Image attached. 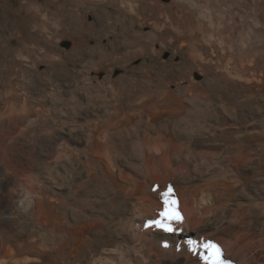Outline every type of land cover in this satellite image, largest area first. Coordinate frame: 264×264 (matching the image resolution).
I'll use <instances>...</instances> for the list:
<instances>
[{
    "label": "rangeland",
    "instance_id": "374dc122",
    "mask_svg": "<svg viewBox=\"0 0 264 264\" xmlns=\"http://www.w3.org/2000/svg\"><path fill=\"white\" fill-rule=\"evenodd\" d=\"M263 2L0 0V69L3 72L0 71V75L8 77L13 73L14 64L21 66L17 81H21L25 85L24 91L33 97H46L39 107L47 112L52 127L60 129L62 126H70L84 130L85 139L76 147L84 159L96 157L111 163L114 159L118 161V154L122 152L125 155L122 153L121 156H131L137 152L147 158V165L143 164L145 168L138 163L122 166L123 173L135 189L133 195L151 198V201L158 198L153 207L140 204L134 212L139 217H146V229L157 227L147 220L164 219L159 215L165 207L159 195L170 193V188L171 192L175 191V195L168 200L177 202L174 207L182 216L179 221L185 225L193 223L201 230L203 222L195 208L203 206L205 195H209L214 203L215 207L210 210L212 216H216L219 208L237 207L238 202L246 209L253 204L264 207V123L256 116L258 112L264 111V101L257 82L242 87L240 83L225 77L214 63L196 65L187 47L181 46V40H188L183 37V33L195 31L200 26H204L206 32L219 27L218 31L224 33L229 14L258 15ZM236 34L235 42L241 44V31H236ZM262 65V62L255 63L257 68ZM121 95L132 98L142 96L140 115L144 120L152 121V126L139 129L129 108L118 109ZM220 110H225L234 118L233 124L231 121L225 123L218 120ZM90 111L95 112V115L82 119ZM172 121L181 130L187 129L190 123L206 121L208 130L215 128L217 133L230 139L222 167L216 174L205 176L204 182L194 186L189 187L184 182L195 176L199 162L215 155L218 148L202 145L198 147L195 159L180 155L176 160H171L163 142L170 138L175 147L178 146L172 136ZM123 125L130 127L133 132L131 136L124 137L118 133V128ZM235 125L252 133V140L250 138L248 142L247 135L232 136ZM48 137L49 133L44 132L42 141L47 143ZM25 141L21 128L11 127L4 135L0 151L34 196L41 192L46 196L45 207L38 209L40 220L45 221L47 211L55 231L69 242L74 241L81 232L91 229L93 222L89 221L94 220L100 225L92 210L99 206L109 210L108 203L103 202L97 206L94 202H85L71 194L66 198L36 186L32 162L34 152ZM27 162H32V167H27ZM97 179L79 182L82 192L85 188H93ZM250 189L253 193H261L256 203L248 201L244 196ZM67 211L77 215L85 212L86 217L74 223ZM232 213L227 219L235 221ZM87 218L91 219L87 221ZM243 220L244 223L225 222L221 226L220 238L214 239L213 244L219 247L222 254L228 251L236 238L252 232V228L260 227L256 223L262 222L264 218L260 216L258 219L247 212ZM179 221L165 220L173 232L156 228L164 230L167 236L160 239V248L151 252L156 251L160 258H172L183 250L179 242L171 240V237L177 235V227L181 224ZM209 232L211 230L204 229L198 238L197 233H186L190 234L191 239L184 252L183 264H205L203 259L192 258V252L196 251L198 239L207 237L205 235ZM35 238L36 234H29L21 245L1 249L0 261L22 255L23 248L31 245ZM186 238L190 237L187 235ZM193 240L195 244L190 243ZM124 244L129 245L127 241L119 244L118 254L129 253L126 251H129L130 246L127 249ZM235 253L255 263L253 251L242 243L235 247Z\"/></svg>",
    "mask_w": 264,
    "mask_h": 264
},
{
    "label": "bare ground",
    "instance_id": "6f19581e",
    "mask_svg": "<svg viewBox=\"0 0 264 264\" xmlns=\"http://www.w3.org/2000/svg\"><path fill=\"white\" fill-rule=\"evenodd\" d=\"M261 8L262 10L258 15L229 14L228 21L225 24L226 32L224 33L219 32V27L206 32L204 26H200L195 31H186L187 33H183V37L188 38V40L182 39L181 46L187 47V52L196 65L214 63V66L225 77L238 82V84L240 83L242 87L257 82L261 87L264 101V2ZM221 18L223 17L221 16ZM238 30L242 34L241 44L235 42V35H237L236 31ZM155 36L153 35V37ZM261 62L263 65L260 68L255 67V63L261 64ZM20 68L21 66L14 64L11 75H7L8 77L0 75V144L4 140L5 133L11 127H20L26 145L34 152L32 162L35 171L33 178L39 189H46L66 198L71 194L74 197H80L85 202H94L97 206L105 202L108 203L109 210L100 206L96 207L92 210V213L100 225L93 219V221H89L91 218H87V221L93 222L91 227L88 225L91 229L87 232H81L74 241H67L66 237L55 231L54 226L51 224L53 220L47 211L45 212V221L40 220L38 209L45 207V195L41 192L34 196L30 188L19 178L17 170L15 171L10 161L0 151V250L12 245H21L26 241L23 242L29 234L37 235L36 240L31 245H26L23 248L22 255H13V258L1 259L0 264H94V262H98V264H183L184 252L188 248L189 239H191L190 234L186 233H197L196 237L198 238L204 229L211 230L208 235H205L207 237H201L196 242L195 246L197 247L195 248L196 251L192 252V258L198 260L208 254L209 250H206L203 245L208 242L213 243L214 239H218L217 237L220 238L221 226L225 222L244 223L243 215L247 212L258 219L260 216L264 218V207L253 204L254 206L252 205L246 209L239 202V205L237 204L235 208L229 206V208H219L216 216H212L210 210L213 209L214 203L209 195H205L202 200L204 201L203 206L195 208L201 215L203 228L201 227L202 229L199 230L198 226L192 225L193 223L185 225L179 221L181 224L178 227L175 225L177 235L171 237V240L175 243L179 242L178 244L182 246L183 250L175 252L176 254L172 258L169 255L168 258L158 257L157 252L153 253L154 251L151 252V250L160 248V239L167 236L166 232L156 229L155 226V229H146V217L144 218V215L139 217L134 213L140 204L153 207L158 198L154 202V199V201H151V198L146 199L133 195L135 189H133L132 182L122 171V166L125 167L134 163L144 167V165H147V162L145 164L147 158L137 152H133L131 156H121L122 152L121 155L118 154V161L114 159L111 163L96 157L84 159L83 155L76 149L77 145L85 139L84 130L70 126H62L60 129L53 128L47 112L39 107V104L45 101L46 97L39 98V95V97H33L32 94L30 95L24 91L25 85L21 84V81H17L21 73ZM141 98L142 96L132 98L131 96L121 95L119 99L121 103L118 106V109L127 107L132 111L139 129L148 125L152 126V121L144 120L140 115ZM90 115H95V112H87L82 116V119ZM256 116H259L264 123V111L258 112ZM218 120L225 123L231 121L230 123H232L234 118L230 117L225 110H220ZM171 123L172 136L178 142V146L175 147L173 140L170 138H166L163 142L171 160H176L180 155L195 159L197 157L196 151L202 145H214L218 148L215 155L205 157L199 162L195 176L184 181L189 187L204 182L206 180L205 176H212L222 167L230 139L217 133L215 128L208 130L206 121L204 123H190L187 128L190 132L185 128L184 130L178 129L173 121L170 122V125ZM44 132L49 133L47 143L42 141ZM196 132L197 134H195ZM118 133L124 137L133 134L130 127L125 125L118 128ZM233 134L231 135L235 136L236 134L238 137L247 135L248 142L252 137V133L242 130L237 125L234 127ZM262 134L264 135V127ZM232 139L234 138L232 137ZM29 163L27 162L26 166L32 167V164ZM90 178H98V182L93 188H85V191L82 192L79 182H87ZM255 192L253 193L250 189L244 193V196L248 201L255 202L261 194ZM174 195L175 191L167 195L161 193L159 195L160 202L165 199L168 200ZM232 211L235 221L227 219ZM66 213L69 218L74 220V223L86 217L85 212L83 215H81L82 213L77 215L71 211ZM135 216L138 217V220ZM147 222L149 221L147 220ZM256 224L260 227L252 228V232L236 238V241L226 253L222 254L221 252L220 264H264V220ZM92 231L93 233H91ZM187 235L190 238L187 239ZM185 239L188 241L186 242ZM126 241L129 245L124 244V246H127V249L128 246L130 248L129 251L124 250L129 253L118 254L117 246ZM240 243L253 251L255 263L239 255V252L235 253V247H238ZM121 248L124 247L121 246ZM186 260L188 261L187 258ZM204 263L207 264L205 260Z\"/></svg>",
    "mask_w": 264,
    "mask_h": 264
},
{
    "label": "snow or ice",
    "instance_id": "6c2138e0",
    "mask_svg": "<svg viewBox=\"0 0 264 264\" xmlns=\"http://www.w3.org/2000/svg\"><path fill=\"white\" fill-rule=\"evenodd\" d=\"M171 192V189L169 188L168 190ZM167 195V193H165ZM165 207L164 210L159 214L160 217L164 219H156V220H151L149 221L150 224H153L157 227L163 228L166 231H172V227L169 223H166L165 220H182V216L179 212L175 210L174 205H176V201L172 200L169 201L165 199L163 201ZM194 244L195 242H190ZM203 247L208 251L207 255L202 256L201 258L207 262V264H220V258H221V250L219 249L218 246L215 244L208 242L203 245Z\"/></svg>",
    "mask_w": 264,
    "mask_h": 264
}]
</instances>
